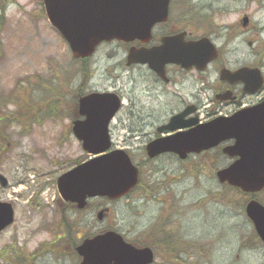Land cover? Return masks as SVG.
<instances>
[{
	"label": "rangeland",
	"instance_id": "1",
	"mask_svg": "<svg viewBox=\"0 0 264 264\" xmlns=\"http://www.w3.org/2000/svg\"><path fill=\"white\" fill-rule=\"evenodd\" d=\"M191 6L205 20L196 34L214 37L218 9V32L231 29L236 35L229 58L264 64V0H192ZM244 15L250 18L247 27L241 25ZM124 58L123 46L102 44L87 64L93 76L83 84V64L48 21L42 0H0V172L9 179L7 187L0 185V201L15 208L14 223L0 232V264H78V235L113 228L129 241L152 242L148 230L161 222L208 250L189 249L183 260L156 251L153 264H264V245L244 210L250 195L215 176L230 162L219 151L200 167L197 158L185 167L171 154L145 163L147 178L156 182L150 199L140 189L114 201L93 198L80 212L61 199L58 176L86 155L71 130L79 90L122 95L125 105L110 132L114 147L127 148L137 159L176 104L138 84V72H128ZM257 197L264 203V191ZM106 206L109 213L98 220L97 211Z\"/></svg>",
	"mask_w": 264,
	"mask_h": 264
},
{
	"label": "water",
	"instance_id": "2",
	"mask_svg": "<svg viewBox=\"0 0 264 264\" xmlns=\"http://www.w3.org/2000/svg\"><path fill=\"white\" fill-rule=\"evenodd\" d=\"M44 3L51 23L67 39L73 55L86 57L94 52L102 40H132L149 33L156 21L166 19L169 0H44ZM199 44L207 51L206 61L209 60L214 55L212 43L205 38L192 42L191 51ZM129 58L135 61L149 60L136 51H131ZM190 60L197 63L198 57ZM259 82L260 77L256 76L254 89ZM119 107V98L112 92H94L80 98L79 112L86 117L74 121L73 131L88 152L99 154L111 146L108 124ZM183 115L173 116L170 123L158 131L187 125L174 124ZM232 137L236 139L235 143L225 146L223 150L238 158L218 170L219 180L246 192L260 191L264 188V102L243 109L232 117L216 118L188 131L159 137L147 145V150L150 156L174 151L184 158L189 152H200ZM137 181V167L126 151L116 149L65 172L58 178V187L66 200L76 202L79 208H83L88 197L100 195L115 199L127 193ZM0 182L6 186L8 179L0 174ZM246 211L264 241V205L252 199L247 203ZM103 216L102 210L98 218L102 219ZM13 220L12 204L1 201L0 230ZM77 250L82 257L80 264H149L154 260L153 250L149 246L138 247L127 242L112 229L84 238Z\"/></svg>",
	"mask_w": 264,
	"mask_h": 264
},
{
	"label": "flooded vegetation",
	"instance_id": "3",
	"mask_svg": "<svg viewBox=\"0 0 264 264\" xmlns=\"http://www.w3.org/2000/svg\"><path fill=\"white\" fill-rule=\"evenodd\" d=\"M191 1L171 0L168 19L157 22L153 26L152 35L148 42L136 39L132 42L117 43L124 48L126 47L127 51L131 46L153 49L154 68L146 63L127 65L125 57V64L129 69L128 72L137 71L136 82L142 87L149 89L155 98L166 95L176 99V104L172 107L168 119L161 121L156 126L154 137L158 135L157 128L168 123L170 117L175 113L185 110L189 111L177 121L178 123L189 122L193 118H197V122H205L216 116H229L241 107L256 104L264 99V86L258 92L249 91L251 84H248L246 89L243 78L246 76L251 82L254 79V73H248L247 71L245 74L238 73L231 77L226 75L222 77L224 69L234 72L240 71L244 67L259 68L264 77V64L250 61L245 56L244 58L239 57V60L229 58V54L232 52V49L229 48V43L236 35L232 33L231 29H229L228 33L218 32V9L216 10L217 21L213 27L214 37L210 35L216 49L215 58L207 65H197L186 58L188 55L186 51L187 42L209 35L206 32L200 35L195 33L196 30H199L204 25L205 20L202 16V11L195 10L191 6ZM167 37H170L169 50L159 49ZM218 39L222 40L220 44H218ZM165 56H167V59L163 58ZM226 92L228 93L225 94ZM207 100H209V103H206ZM166 133L167 131L164 134ZM147 141L140 149L141 157L137 159L138 155L132 153V157L134 160L136 158L135 162L140 167L141 187L145 197L154 193L156 182L151 178H147L144 164H151V162L168 154L164 153L153 159L149 158L145 150ZM221 148L216 147L200 154H190L184 161L179 160V162H182L185 167H190V160L197 158V163L200 162V167L204 165L203 161L210 162L212 160V157H209L210 154L213 152L218 153L219 150H222ZM171 155L178 159L175 154L172 153Z\"/></svg>",
	"mask_w": 264,
	"mask_h": 264
},
{
	"label": "trees",
	"instance_id": "4",
	"mask_svg": "<svg viewBox=\"0 0 264 264\" xmlns=\"http://www.w3.org/2000/svg\"><path fill=\"white\" fill-rule=\"evenodd\" d=\"M71 227V226H70ZM173 240L170 239L169 236H159L157 243H160V245L165 249L168 256L173 255L172 257L174 259L179 258L180 251L175 248V244L172 242Z\"/></svg>",
	"mask_w": 264,
	"mask_h": 264
}]
</instances>
